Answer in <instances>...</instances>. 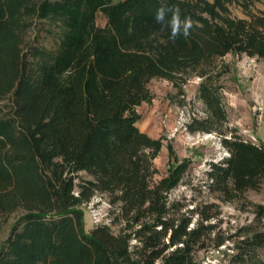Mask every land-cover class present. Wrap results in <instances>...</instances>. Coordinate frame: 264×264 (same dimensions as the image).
<instances>
[{
  "label": "trees",
  "instance_id": "16d2710c",
  "mask_svg": "<svg viewBox=\"0 0 264 264\" xmlns=\"http://www.w3.org/2000/svg\"><path fill=\"white\" fill-rule=\"evenodd\" d=\"M257 3L264 0H0V217L22 212L0 246V264L194 263L214 215L200 212L190 228V219L170 214L167 194L186 164L154 181L162 143L139 130L136 108L151 100L154 78L178 85L201 78L208 116L186 128L218 134L228 154L210 165V188L226 201L258 190L264 145L225 136L215 85L228 71L217 64L226 55L264 60ZM162 4L191 17L189 37L172 41L161 31L153 17ZM32 30L45 31L52 47L29 41ZM78 172L92 179L75 193ZM95 193L120 204L118 234L106 225L85 231L80 206ZM256 209L257 222L264 208ZM246 229L226 264H264V231Z\"/></svg>",
  "mask_w": 264,
  "mask_h": 264
},
{
  "label": "rangeland",
  "instance_id": "374dc122",
  "mask_svg": "<svg viewBox=\"0 0 264 264\" xmlns=\"http://www.w3.org/2000/svg\"><path fill=\"white\" fill-rule=\"evenodd\" d=\"M254 9L264 11V4L257 3ZM234 14L243 17L239 10ZM95 23L103 27L105 18L98 13ZM28 40L48 48L54 43L45 31L36 34L32 30ZM217 64L228 67V71L215 84L226 113L222 132L226 137L236 135L254 144L264 145V60L228 54ZM200 82L201 78L193 75L184 85L161 78L150 80L147 87L151 100L136 108L140 115L136 125L141 132L161 140L162 147L153 160L155 182L164 178L169 168L182 162L186 164V171L178 185L167 194V204L174 219H190L191 228L200 212L214 215L205 223L213 225L214 229L194 253L193 264H226L232 254L233 242L246 228L264 231V216L260 221H255L256 207L264 208V181L258 190L247 191L243 198L237 197L231 201L224 200L219 192L210 188L207 175L210 165L219 163L228 154L218 134L190 133L186 128L191 120H203L208 116L198 98ZM74 176L75 193L84 181L92 179L86 172H78ZM80 209L86 232L106 225L114 234H118L124 227L120 204H112L111 197L106 194L95 193ZM21 216L22 212L18 211L0 217V246ZM219 241H223V245L216 247ZM260 255L264 258V250L260 251Z\"/></svg>",
  "mask_w": 264,
  "mask_h": 264
},
{
  "label": "clouds",
  "instance_id": "9594fccd",
  "mask_svg": "<svg viewBox=\"0 0 264 264\" xmlns=\"http://www.w3.org/2000/svg\"><path fill=\"white\" fill-rule=\"evenodd\" d=\"M153 18L160 25L161 31H166L172 41L180 37H189L194 26L191 17L182 15L181 9L177 4H162L156 9Z\"/></svg>",
  "mask_w": 264,
  "mask_h": 264
}]
</instances>
